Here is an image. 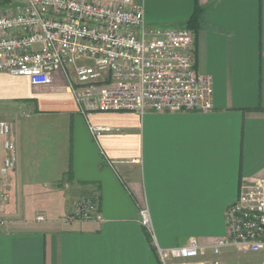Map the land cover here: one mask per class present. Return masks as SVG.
<instances>
[{
  "label": "crops",
  "instance_id": "crops-1",
  "mask_svg": "<svg viewBox=\"0 0 264 264\" xmlns=\"http://www.w3.org/2000/svg\"><path fill=\"white\" fill-rule=\"evenodd\" d=\"M23 2L0 0V8ZM133 2L148 28L183 27L198 8L194 68L212 80L213 108L99 111L86 120L60 71L48 84L0 72V117L17 149L0 183L8 194L0 264H162L157 248L191 239L204 250L171 264H247L249 252L214 255L209 246L226 234L241 185L264 177V0ZM89 125L110 130L93 137ZM80 198L95 201L102 221L65 219Z\"/></svg>",
  "mask_w": 264,
  "mask_h": 264
},
{
  "label": "built area",
  "instance_id": "built-area-1",
  "mask_svg": "<svg viewBox=\"0 0 264 264\" xmlns=\"http://www.w3.org/2000/svg\"><path fill=\"white\" fill-rule=\"evenodd\" d=\"M5 12L0 14V72L48 84L60 71L86 120L99 111L213 108L212 80L194 68L195 32L185 26L148 28L143 6L133 0H24ZM105 130L110 127L89 125L93 137ZM0 139L5 153L0 156L1 183L17 162L11 123L1 117ZM7 197L0 188V226L7 220ZM139 216L150 229L147 208ZM225 217L226 234L209 246L212 254L225 247L264 251V177L241 185ZM65 219L102 221V215L93 199L80 198ZM203 250L191 239L180 247L157 248V254L162 264H171L170 258H195Z\"/></svg>",
  "mask_w": 264,
  "mask_h": 264
},
{
  "label": "rangeland",
  "instance_id": "rangeland-1",
  "mask_svg": "<svg viewBox=\"0 0 264 264\" xmlns=\"http://www.w3.org/2000/svg\"><path fill=\"white\" fill-rule=\"evenodd\" d=\"M18 1V0H17ZM14 8L15 7H13L12 5H10V7H3V8H0V14H4V13H6L5 11H10V10H14ZM2 12V13H1ZM246 255V262L245 263H247V264H254L255 263V258L256 257H259V258H261L262 260H263V262H264V251H260V252H256V253H251V252H249V253H246L245 254Z\"/></svg>",
  "mask_w": 264,
  "mask_h": 264
},
{
  "label": "trees",
  "instance_id": "trees-1",
  "mask_svg": "<svg viewBox=\"0 0 264 264\" xmlns=\"http://www.w3.org/2000/svg\"><path fill=\"white\" fill-rule=\"evenodd\" d=\"M198 18H199V10L198 8H195L193 15L184 26L187 28L195 29L197 27Z\"/></svg>",
  "mask_w": 264,
  "mask_h": 264
}]
</instances>
